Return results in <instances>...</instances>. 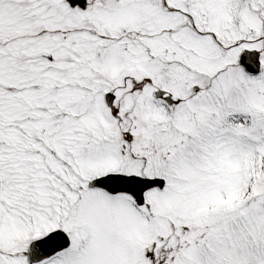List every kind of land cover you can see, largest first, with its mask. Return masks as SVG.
<instances>
[{"label":"snow or ice","instance_id":"snow-or-ice-1","mask_svg":"<svg viewBox=\"0 0 264 264\" xmlns=\"http://www.w3.org/2000/svg\"><path fill=\"white\" fill-rule=\"evenodd\" d=\"M0 264H264V0H0Z\"/></svg>","mask_w":264,"mask_h":264}]
</instances>
